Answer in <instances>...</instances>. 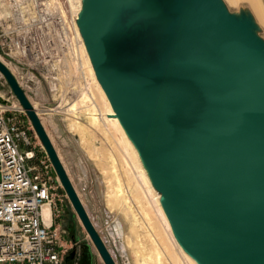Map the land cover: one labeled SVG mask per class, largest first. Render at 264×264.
<instances>
[{
	"label": "water",
	"instance_id": "obj_1",
	"mask_svg": "<svg viewBox=\"0 0 264 264\" xmlns=\"http://www.w3.org/2000/svg\"><path fill=\"white\" fill-rule=\"evenodd\" d=\"M240 19L219 0H81L75 20L176 239L201 264H264V46ZM0 75L102 264H116L1 63Z\"/></svg>",
	"mask_w": 264,
	"mask_h": 264
},
{
	"label": "built area",
	"instance_id": "obj_2",
	"mask_svg": "<svg viewBox=\"0 0 264 264\" xmlns=\"http://www.w3.org/2000/svg\"><path fill=\"white\" fill-rule=\"evenodd\" d=\"M76 16L66 0H0L1 64L29 103H41L38 110L46 108L36 96L40 80H47L48 93L56 95V84L69 79L64 93L69 98L78 95L73 81L84 84L76 75L68 78L70 63L79 57ZM23 114L13 96H0V264H63L69 248L52 222L59 213L53 170L46 156L36 160L28 130L18 119ZM45 205L51 212L48 225L41 215Z\"/></svg>",
	"mask_w": 264,
	"mask_h": 264
},
{
	"label": "rangeland",
	"instance_id": "obj_3",
	"mask_svg": "<svg viewBox=\"0 0 264 264\" xmlns=\"http://www.w3.org/2000/svg\"><path fill=\"white\" fill-rule=\"evenodd\" d=\"M221 1L226 9L225 11L233 16H237L238 21L242 22L240 16L245 20L251 21V30L264 46V0H251L250 2H246V0H239L237 3H233L231 0ZM255 2L258 3V6H256ZM69 70L71 74L68 75V78L71 75H76L80 78V73H76L75 70H72V68ZM68 80L67 82L69 83L70 80ZM67 82H58L56 84L57 94L52 95L47 91V86L49 85L48 81L43 79L40 80L39 92L42 96L41 98L39 96V101H44V106L46 108L55 111L48 117L42 116L44 127L48 131V135L50 136L52 143H54L58 157H60V160L63 162L62 164L65 168L67 176L74 184L78 198H81V204L88 218L92 222L94 229L100 238H102L104 245L109 250L111 255L114 256V262L119 264L121 258L118 248H120L122 242L121 235L119 234L120 232L116 231L115 228L116 221L121 219V216L119 214V210L117 209V202L114 201L113 197L111 199L108 197L112 196L116 191H123L126 186L129 187L130 184L128 182V177H131V172L124 162V156L120 148L111 137L102 133V131L98 129H83L75 133L70 131V116L78 118L79 121L86 127L89 124V121L87 120L88 110L94 108L93 106L88 107L91 103L89 100H86L87 103L85 104L80 102L82 101V97H84V95L88 96L89 99L91 97L94 100V103H97L99 108H102V105L94 85L86 87L89 89L87 93L85 92L84 94V91H81L84 85L73 81L72 85L77 89L78 95L75 98L64 96V93L68 92L67 86L65 85ZM0 95H4V98L7 99L12 96L3 79H0ZM30 101H33L32 103L36 105L35 100L30 99ZM74 103L76 104L75 107L72 108V111L64 114L65 111L70 109V106ZM56 104L59 106L58 108L54 107ZM35 107L38 109V104ZM69 114L70 116H68ZM18 119L28 130L36 160L41 159V157L45 155L38 139L27 121V118L23 114L20 115ZM52 176L55 178L53 179V182L54 186H56L55 205L57 211H59L58 214H53L52 222L54 227H56L59 232L60 242L63 246H65V248H69L67 255L69 252H74L76 254L75 260L73 258L68 259L67 261H63V264H102L94 247L75 217V214L73 213L62 189L60 188L53 171ZM118 185L120 186L118 187ZM131 191L132 188L130 192ZM155 193L158 197H160L157 191ZM151 200H153V198ZM146 210H149V212L146 211L149 213V216L145 214L146 212L144 209L141 210L142 217H139V215L136 216L137 218H140L139 223L142 224L144 221L148 222V219H150L149 223L150 226L152 225V230L156 229L158 233L156 231L153 232H156L155 234H161L165 241L167 237L165 234V236L162 234L164 231L161 229L162 226L160 225L154 210L151 209V206L148 204L146 206ZM133 213L136 214V212ZM153 226H155V228ZM139 230L140 229H138V231ZM142 233L143 232L140 234ZM161 237L157 238H160L161 240L163 239V237ZM166 241L165 243H167V247L169 248L171 246L168 245L170 242H168V240ZM141 248L145 251L147 246L144 244ZM171 248L172 247H170V250H173ZM131 254H129L128 250H125L124 258L128 264H131V259L132 257L134 258V255Z\"/></svg>",
	"mask_w": 264,
	"mask_h": 264
},
{
	"label": "bare ground",
	"instance_id": "obj_4",
	"mask_svg": "<svg viewBox=\"0 0 264 264\" xmlns=\"http://www.w3.org/2000/svg\"><path fill=\"white\" fill-rule=\"evenodd\" d=\"M66 1L68 3V7L71 10V13L73 14V16H76L81 6V0H66ZM238 1L239 0H231V2L233 3H237ZM247 1L250 2L251 0H246V2ZM219 2L222 5V7L225 9L222 1L219 0ZM256 6H258V3H256ZM245 27L252 34V36L256 40L259 41L255 33L251 30L252 29L251 25L245 26ZM73 30H74V33L77 39H79L80 41L79 48H78L79 57H78V60L76 61V64L70 63L68 67V73H69L68 75L71 74L69 72L70 71L69 69L71 68L72 70H75L76 73H80V79H83V82H84L83 84L84 86H83V89H81V91H84V94L85 92L87 93L89 89L86 87L94 85L95 90L97 91L99 95V100L102 105V108L101 107L99 108L97 103H94V100L91 97L89 99L88 96L84 95V97H82V101L80 102H82V104L83 103L85 104L87 103L86 100H89L91 103L90 105H88V107L93 106L94 108V109L88 110L87 120L89 121V124L86 127L79 121L78 118L70 116L69 114L68 116L71 117L70 118L71 123L69 124L70 131L75 133L83 129L85 130L86 129L87 130L88 129H91V130L98 129L102 131V133H105L107 136L111 137L116 143V145L120 148L124 156V162L126 166L129 168V171L131 172L130 173L131 177H128V182L131 185V187L130 185L129 187L124 185L126 187L123 191H116L114 192L112 196L108 197L110 199L113 197L114 201L117 202V209L119 210V214L121 216L120 217L121 219H118L116 221V228H115L116 231H119L120 232L119 234L121 235V242L123 245V246L122 245L120 246L121 253L124 256L125 250L126 251L128 250L129 254L132 253L134 255V258L132 257L131 259V264H201V262L198 261L196 258H194L192 255H190L176 239L173 229H172V225L170 223V220L163 207L161 197H158L157 194L155 193L157 191L156 186L152 178V175L148 167L146 166L144 158L138 146L134 142L133 138L130 136V134L124 127L122 121L120 120L116 111L114 110L112 103L110 102L108 96L106 95L104 89L102 88L75 24H73ZM36 96H37V99L40 100L42 95L38 91L36 93ZM32 102L30 101L34 109V112L37 114L45 133L47 134L52 146L54 147V143H52V140L50 136L48 135V131L44 127L42 116L48 117L52 115L53 112L55 111L49 110L48 108H45L42 110L40 109L39 111L37 107H35L37 104L34 105V103ZM40 104L41 103H38V105ZM75 104L76 103H74L73 105L70 104L71 105L70 109L66 110L64 114H66V112L70 113L72 111V108L75 107ZM58 107L59 106H57V108ZM54 150H55V147H54ZM58 159L60 163L62 164L63 162L60 160V157H58ZM68 179L76 195L78 196L76 189L74 187V184L72 183L69 177ZM119 186L120 185H118V187ZM131 188H132V191L130 192ZM152 198L153 200H151ZM147 204L151 206V209L154 210L155 215L157 216V219L160 225L162 226L161 229H163L164 231V233L162 232V234L166 235L167 237L166 240L170 242L168 245H171L170 247H172L171 249L173 250H170V247L169 248L167 247V243H165L166 240L164 241V237L161 234H155L157 232L156 229L152 230L151 228L152 225L150 226V223H149L150 219H148V222L144 221L142 224L139 223V220H140L139 217L141 216V210L144 209L145 212L146 211L149 212V210H146ZM131 210H134V211H131ZM133 212H136V214H134ZM148 212L145 213L147 216H149ZM41 215H42L44 224L48 225L50 218H51V212L47 205L42 207ZM137 215H139L138 218L136 217ZM153 227L155 228V226ZM138 229H140L139 230L140 232L138 231ZM153 231H156V232L154 233ZM141 232L143 233L140 234ZM160 235L163 237V239L161 240L160 238H157V237H161ZM144 244L147 246L146 248L147 250L145 249V251H143V248H141V246H143ZM109 254L111 255L110 252ZM111 257L113 260L115 259L113 255H111Z\"/></svg>",
	"mask_w": 264,
	"mask_h": 264
},
{
	"label": "flooded vegetation",
	"instance_id": "obj_5",
	"mask_svg": "<svg viewBox=\"0 0 264 264\" xmlns=\"http://www.w3.org/2000/svg\"><path fill=\"white\" fill-rule=\"evenodd\" d=\"M70 253V252H69ZM69 256V254L68 255H66L65 257H68ZM74 257V252H72V255L70 256V258H68V259H72ZM67 259V260H68Z\"/></svg>",
	"mask_w": 264,
	"mask_h": 264
},
{
	"label": "crops",
	"instance_id": "obj_6",
	"mask_svg": "<svg viewBox=\"0 0 264 264\" xmlns=\"http://www.w3.org/2000/svg\"><path fill=\"white\" fill-rule=\"evenodd\" d=\"M0 96L4 98V95H0ZM64 261H65V258H64ZM66 261H67V260H66Z\"/></svg>",
	"mask_w": 264,
	"mask_h": 264
}]
</instances>
